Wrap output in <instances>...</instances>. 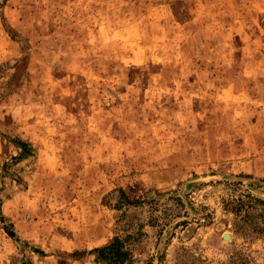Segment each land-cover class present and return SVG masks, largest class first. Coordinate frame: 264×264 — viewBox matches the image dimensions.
I'll return each mask as SVG.
<instances>
[{
    "label": "rangeland",
    "instance_id": "1",
    "mask_svg": "<svg viewBox=\"0 0 264 264\" xmlns=\"http://www.w3.org/2000/svg\"><path fill=\"white\" fill-rule=\"evenodd\" d=\"M248 194L264 0H0V264H264Z\"/></svg>",
    "mask_w": 264,
    "mask_h": 264
},
{
    "label": "trees",
    "instance_id": "2",
    "mask_svg": "<svg viewBox=\"0 0 264 264\" xmlns=\"http://www.w3.org/2000/svg\"><path fill=\"white\" fill-rule=\"evenodd\" d=\"M261 204L264 205V200L252 196L250 194L246 195V200L243 198H238L237 200L231 201L232 208L235 209L237 213L247 210L249 207L254 205ZM261 217H264V210L260 213ZM11 236H14L15 233L13 230L6 228ZM131 236H128V239ZM125 239L116 236L113 241L103 247L95 248L94 252L97 253V261L104 262V264H120L126 261L129 251L125 249L124 243Z\"/></svg>",
    "mask_w": 264,
    "mask_h": 264
}]
</instances>
